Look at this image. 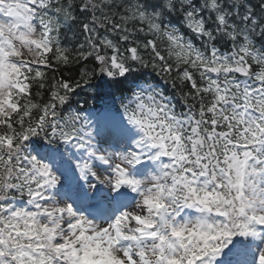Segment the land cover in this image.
I'll use <instances>...</instances> for the list:
<instances>
[{
	"label": "snow or ice",
	"instance_id": "snow-or-ice-1",
	"mask_svg": "<svg viewBox=\"0 0 264 264\" xmlns=\"http://www.w3.org/2000/svg\"><path fill=\"white\" fill-rule=\"evenodd\" d=\"M0 264H264V0H0Z\"/></svg>",
	"mask_w": 264,
	"mask_h": 264
},
{
	"label": "trees",
	"instance_id": "trees-1",
	"mask_svg": "<svg viewBox=\"0 0 264 264\" xmlns=\"http://www.w3.org/2000/svg\"><path fill=\"white\" fill-rule=\"evenodd\" d=\"M255 2V0H253ZM65 36H64V43L75 47L78 43L84 42V36L79 32V30L76 27H73L71 30L68 28L64 29ZM198 43V42H197ZM93 64V61L90 59L88 61H80L79 63H74L70 66H60L58 70H49V77L55 76L56 79H69V80H79L80 79V71L84 67L91 68ZM145 75L147 78L155 84H159L162 89H164L165 94L169 96H174L175 100L174 102L178 105V110L182 109V105H180L179 100L180 97L176 93L175 90L171 88L170 84L165 83L160 77L156 76L155 73L145 72ZM84 101H87L88 103L85 104V107H95L96 102L93 99V94L88 91V89L85 87L83 89H78L76 94L73 96V103L79 102L81 104L84 103Z\"/></svg>",
	"mask_w": 264,
	"mask_h": 264
}]
</instances>
